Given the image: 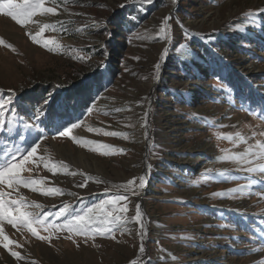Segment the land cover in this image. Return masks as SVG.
I'll list each match as a JSON object with an SVG mask.
<instances>
[{"label": "rangeland", "instance_id": "1", "mask_svg": "<svg viewBox=\"0 0 264 264\" xmlns=\"http://www.w3.org/2000/svg\"><path fill=\"white\" fill-rule=\"evenodd\" d=\"M45 6H54L53 0ZM261 10L264 0H69L67 11L61 4L58 15H37V23L23 27L0 15V98L13 92L16 114L6 112L3 118L14 120V126L0 131V161L39 143L37 156L63 162L76 173L54 174L41 164L23 175L46 178V186L60 187L64 194L44 196L23 187L20 194L43 205V213L55 214L66 206L64 216L48 218L56 223L113 195H128L129 211L122 215L130 219L139 203L146 226L142 240L139 226L130 222L94 239H68L67 232H60L42 241L5 222V234L16 242L10 250L22 259L0 245V264H130L134 259L140 264H264V174L218 160L226 150L247 147L219 136L240 132L248 138L264 131ZM169 16L171 39L161 40L158 29ZM44 23L56 25L55 31L43 33L61 46L54 53L28 35ZM101 72L104 88L96 86ZM78 80L80 86L96 87L89 109L73 112V119L44 114L34 120L40 108L28 99L39 98V87L59 91L56 106L65 111L63 99L78 89L73 85ZM77 121L83 123L73 136L117 151L105 156L92 150L95 145L58 135L61 125ZM27 123L38 127H25ZM90 127L127 133L128 138L92 133ZM208 169L212 172L205 175ZM222 171L227 174L220 175ZM86 176L93 178L87 187H77ZM139 177L146 181L139 195L120 187L134 178L138 185ZM240 185L249 187L230 192Z\"/></svg>", "mask_w": 264, "mask_h": 264}, {"label": "snow or ice", "instance_id": "2", "mask_svg": "<svg viewBox=\"0 0 264 264\" xmlns=\"http://www.w3.org/2000/svg\"><path fill=\"white\" fill-rule=\"evenodd\" d=\"M146 2H151V0H146ZM46 0H0V15L10 18L17 25L27 26L30 23H37L33 18L37 15L46 16V15H58V9L61 7V4L64 7V10L67 11V5L69 0H61V3H56V0H53L54 6L46 7ZM264 11V10H261ZM171 17H165L161 27L158 29L157 38L161 40H170V25L169 20ZM52 29L56 30L55 24L44 23L38 32L35 34L28 33L31 40L37 44L42 45L49 52H56L61 47L55 39H45L43 38V33L45 30ZM63 31L67 29L61 25ZM187 38V33H185ZM4 41L0 39V44H3ZM11 47V45H8ZM183 47V45H181ZM75 51V50H74ZM167 49H165V52ZM83 59V57H76ZM138 59V58H137ZM158 69L159 64L155 65ZM14 93L10 91L7 99L0 98V131H3L6 127L14 126L13 121H5L3 118L6 115V112L11 113L15 117V112L12 109ZM116 112L122 111V109H115ZM43 110L38 111L34 120L39 121L42 116H44ZM107 114V113H106ZM83 121H77L70 124V126L61 125L58 129V135L60 137H69L71 136L72 140L82 144V145H95L92 149L93 151H99L102 155H110L111 152L117 151L111 145L104 143H99L95 140H88L78 138L72 135L73 129L81 127ZM145 127L146 123V114H145ZM25 127H38V124L27 123ZM89 132L102 134L105 136L112 137H123L124 139L128 138L127 133L116 132V131H106L104 128H89ZM259 135L264 137V131L259 133L252 132L251 137L246 138L240 132L235 133V137L232 134L222 135L218 138L226 139L232 141L235 145L240 143L246 144L247 147L242 152H230L226 150V154L218 157V160L221 161H232L241 166H244V170L247 173H261L264 174V139H255ZM21 140L24 139L23 136L20 137ZM249 139H255L254 144H250ZM40 148L39 143H34L29 149L21 153L19 149L15 152L7 153V157L0 161V245L4 249L10 250V245L15 244V241L9 239V236L5 234V222L7 225H10L13 229H16L19 232L27 230L39 240L51 241L52 234L67 232L68 235L66 238L72 239L75 237H85L93 238L95 235H104L105 233H111L113 228L117 225H127L130 222L136 223L139 226V236L141 240L146 234V226L143 221V212L139 203L135 206V215L130 219L126 215L129 211V197L128 195L120 194L113 195L108 199L101 200L99 203L94 204L91 207H88L87 210L81 215L76 214L72 215L70 219H65L63 223H56L54 221L49 222V217L55 215L56 217L64 216L67 211V207L61 208L58 212L53 214L52 212L43 213V205L35 201H27L26 198L20 194L21 187L30 189L32 192H39L44 196H56L63 195L64 189L60 187H49L46 186V178H33L31 175L24 176L23 173H32L33 169H38L41 164L43 167L51 173H57L61 170L67 172L69 175H76L75 172H68V166L63 162L49 163L47 157L37 156L38 149ZM111 150V152L109 151ZM119 151H123L120 149ZM259 162V163H257ZM212 170L208 169L205 175L211 173ZM220 175H226V171L219 173ZM93 179L90 176H86L84 182L77 184V187H87V181ZM139 183L136 184V178L127 181V183L120 185L124 191L131 192L133 195H139V191L145 187V178L139 177ZM97 183L102 181L97 180ZM249 185H240L237 188L230 190L231 193H243ZM107 191V189H106ZM15 194V197H14ZM69 195L75 196L76 193H69ZM215 195H220L219 193H214ZM264 198V194H262ZM29 208H35L37 212L28 211ZM103 225L104 227H99ZM39 229H43L44 232H48L49 235H41ZM127 231L125 227L123 229ZM145 248L141 244L139 248V254H144ZM10 254L12 257L17 259H22L21 254L17 251H11ZM130 264H140L139 260H132Z\"/></svg>", "mask_w": 264, "mask_h": 264}, {"label": "trees", "instance_id": "3", "mask_svg": "<svg viewBox=\"0 0 264 264\" xmlns=\"http://www.w3.org/2000/svg\"><path fill=\"white\" fill-rule=\"evenodd\" d=\"M224 39H221L223 41ZM224 42V41H223ZM229 44L227 41L224 42V44ZM113 72V71H112ZM100 75L97 76L96 79V86L100 88H104L106 86V76L103 77V73H99ZM108 75L111 74V72L107 73ZM80 81L73 83L74 86H80ZM78 89L73 90L70 94L64 97L66 110L61 111L56 106V101L59 100L61 94L59 91H56V89L52 86L50 88L48 87H39L38 91H40L38 95V99L30 98L28 99V102L31 104L38 106L40 110H43V112L50 116L51 118L55 120H68L73 119L75 116L73 112H77L79 110L89 109L91 107V104L95 101L97 93H96V87L94 85H82ZM77 88V87H76ZM45 93H48L45 95ZM51 97L52 101L49 104L46 100L47 98ZM241 222V221H240Z\"/></svg>", "mask_w": 264, "mask_h": 264}]
</instances>
